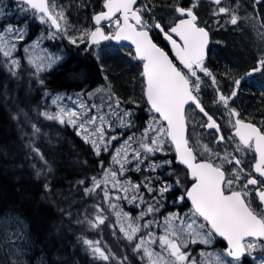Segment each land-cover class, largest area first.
<instances>
[{"label": "snow or ice", "instance_id": "1", "mask_svg": "<svg viewBox=\"0 0 264 264\" xmlns=\"http://www.w3.org/2000/svg\"><path fill=\"white\" fill-rule=\"evenodd\" d=\"M22 3L25 11H30L41 24L49 25V39L62 34L70 44L85 46V53H92L93 46L98 48L102 41H128L131 49L127 55L141 66L139 76L142 99L146 100L150 119L143 135L136 141L143 152L140 149L133 152L132 158L137 164L135 170L140 171L141 164L148 163V154L165 153L167 146L174 153L175 163L167 159L161 164H149L146 170L155 172L167 165L173 169L168 173V178L175 176V182L161 183L164 179L161 176L155 177V181L146 179L138 184L120 179L125 174V164L128 163L129 141L133 140V137H129L121 149H117L111 161V165H119V169L102 168L103 178H92L91 187L84 189V194L89 195L103 184L105 203L113 199L112 191L123 192V198L128 199L129 203L140 200L137 207L144 204L143 195L140 194L141 186L153 197L155 203L148 204L146 211L135 218L128 213H117L120 233L132 247L133 254L146 260L147 264H195L190 260L186 249L190 244L209 245L215 237L223 238L227 246L222 254L209 253L201 264H240L241 257L245 254L251 256L257 247L264 252V119L257 124L232 106L234 98L239 95L243 77L231 80L229 92L225 94L217 75L208 67L206 57L210 34L208 21L205 20L201 26V18L197 12L201 0H189L187 5L185 0H171L161 4L160 7L166 8L172 15V21L168 24L156 15V4L147 0L143 4L139 0H103L101 10L92 16L93 27L72 35L69 34L65 10L58 7L55 0H22ZM210 4L213 7L209 19L214 18L218 28L227 25L240 28L250 18H257L250 17L247 13L240 15L242 0H231L228 5L223 0H210ZM258 4H264V0H255L253 7ZM221 19L224 24L220 23ZM258 19L261 21L260 28L264 29V13L259 14ZM52 29L55 31H51ZM154 31L163 36L170 51L153 41L151 34ZM9 35H14L16 41L23 40V30L8 26L0 32V53L6 58L9 70L15 74L20 63L11 59L16 44L8 39ZM258 35L261 43H264V31H260ZM38 41L39 38L33 43V49L38 46ZM27 51L26 48L25 52ZM92 54L99 59V52ZM59 59L60 57L52 56L38 60L29 57L28 63L35 69V74H39L44 70L45 61L51 67ZM256 73L264 74V50L260 51L255 65L246 75L251 77ZM224 75L226 78L230 77L229 72ZM104 79L107 81V76ZM205 87L213 90L212 103L216 106L215 111L208 109L201 98ZM106 90L109 93L108 107L111 109L114 102L119 109L120 99L111 92L110 84ZM261 98L264 99V93ZM129 103L135 101L130 100ZM78 108L79 110L59 107L56 113L42 112L41 115L47 120L72 126L77 136L86 144L91 143L93 151L99 156L100 145H106L116 137L105 140L104 116L93 115L89 119L87 106L80 103ZM189 109L194 115L201 117L198 122L200 128L212 132L216 149L207 143L201 144L199 138L194 143L190 142L192 138L187 135ZM216 112H222L224 124L218 122ZM130 115L132 113L128 111L123 113V117ZM123 117L120 118L122 126L125 124ZM97 119L101 122L100 127L96 126ZM88 126L94 128L95 132ZM33 129L38 131L35 125ZM226 130L229 133L227 136L224 134ZM222 145H227L223 153L218 150ZM104 150L107 151V148ZM33 151L39 154L38 149L34 148ZM249 153L253 155L254 163L246 171L242 156ZM179 166H183L182 169ZM181 171L183 179L179 174ZM154 182L160 184L158 189L152 186ZM86 183V180L78 181V184ZM108 184H111V190L108 189ZM45 188H48L47 184ZM176 189H180L181 194L173 203L183 202L186 197L191 207L183 217L169 212L164 217L161 234L156 236L148 231L152 227L151 221H139L148 214L158 212L163 207L161 199L166 193ZM119 198L117 195L116 199ZM95 207L96 214L93 218L86 217L84 221L77 223L86 222L92 229L104 224L105 218L100 214V206ZM112 209L115 212L116 206L112 205ZM176 221H179V225ZM156 226L161 227L159 224ZM141 228L145 230L146 236L141 233ZM137 234H140L138 242ZM157 243L160 252L153 248ZM83 244L94 258L106 262L110 260V253L102 249L98 241L83 239ZM201 256L204 257L205 254L201 253ZM111 258L115 259L114 256ZM124 261H128V257H124L120 264H124ZM255 264H264V256L256 260Z\"/></svg>", "mask_w": 264, "mask_h": 264}, {"label": "trees", "instance_id": "2", "mask_svg": "<svg viewBox=\"0 0 264 264\" xmlns=\"http://www.w3.org/2000/svg\"><path fill=\"white\" fill-rule=\"evenodd\" d=\"M68 2L70 12H76L79 0ZM62 47L69 57L42 74H35L24 60L13 74L0 53V264H17L3 238L1 222L5 218L21 223L26 264H120L124 257H128L124 264H145L140 256L133 254L112 220L95 229L86 222L77 223L95 216L88 204L93 200L84 198L86 185L91 187L94 177L100 179L102 168L113 166L109 156H97L71 126L41 115L57 112L49 106L47 92L74 94L84 88L104 87L108 85L104 79L106 74L120 105L126 108L132 104L134 115L141 121L147 108L139 91V70L136 71L134 61L132 69L127 64L132 61L128 50L102 52L98 63L91 54L85 58L80 56L85 46L64 43ZM134 82L138 93L130 99L128 90L133 95ZM130 100L135 103H129ZM33 125L38 131H34ZM144 171L131 169L127 176H140ZM84 180L86 184H78ZM65 192H73L78 198L73 206L70 205L73 200L63 198ZM83 239L98 241L110 253V260L94 258Z\"/></svg>", "mask_w": 264, "mask_h": 264}, {"label": "flooded vegetation", "instance_id": "3", "mask_svg": "<svg viewBox=\"0 0 264 264\" xmlns=\"http://www.w3.org/2000/svg\"><path fill=\"white\" fill-rule=\"evenodd\" d=\"M57 2H60V7L65 10V14L67 16V20L70 22L72 21L73 12H70V6L68 0H56ZM55 3L57 4V2ZM146 0H139L140 4L145 3ZM147 2L155 3L156 8L154 9L156 12V15L164 20L165 24H168L172 21V15L166 8H161V4L169 3L171 0H147ZM189 0H185V4L187 5ZM103 0H79V5L77 8V11H79V14L77 15V18L81 23L79 25L83 27V29L91 28L93 27L92 23V16L95 12H99L101 10ZM223 3L225 5H228L231 3V0H223ZM253 4H255V0H242V6L240 10V15L243 16L246 13L252 17L256 16L257 18L251 19L253 20V25L251 26L248 24L249 28L246 27L245 33H243L244 23L241 24L240 28H233L231 25H227L226 27H220L218 28L216 26L215 19H209L210 12L212 10V5L210 4V0H201L200 7L197 9L198 15L201 18V26H203V22L205 20L208 21V29H209V45L207 49V57H206V63L208 67L217 75V79L220 82L222 90L227 94L229 92V85L231 83V80L234 79H240L243 77L241 89L239 92L238 97L234 98V103L232 104L233 107L237 108L243 116L251 118L259 124L262 119H264V99L261 98L262 93H264V74L256 73L253 76L249 77L246 75V73L255 65L256 59L258 58L260 51L264 50V43H261V40L259 38L258 33L260 31H264V29L260 28L261 21L258 19L259 14L264 13V4H258L255 7H253ZM24 6L22 2H16L12 0H0V16H10L6 17V20L12 21L14 23V26H17L18 28L21 27L24 29L25 32V43H28V41L31 40V30L34 25L37 26L39 30L42 32L49 31V25L47 24H41L37 19H35L32 16V13L30 11H24ZM221 24H224V20H220ZM72 25V23H71ZM105 28H107V24L105 23ZM54 30V29H52ZM51 30V31H52ZM153 41L157 43L158 46L165 48V50L170 51V46H167V42L164 41L162 35H158L155 31L151 34ZM242 36L244 39L252 40L253 38L256 40L253 41L254 44H258L259 48L256 51H251L249 54V58L247 57V60H245V63H242L241 65L238 64L237 61H233L232 58L229 57V44H232L234 40L242 39ZM232 41V42H231ZM231 42V43H230ZM45 44H48L45 42ZM108 44H112L113 46H118V48L121 49H130L129 47H123L119 46L115 43H112L111 41L101 44L98 48H104ZM22 45V46H24ZM95 48V47H93ZM92 48V50H93ZM84 51H82L83 53ZM65 55V58L67 57L66 53L63 52ZM232 57V54H231ZM231 59V60H230ZM222 60L226 61V63L222 62ZM136 66H140L137 61ZM226 64L224 67L223 64ZM237 66L238 68L233 71L232 73V66ZM242 66V67H241ZM141 67V66H140ZM229 72L230 77L226 78L224 73ZM105 76H107L105 74ZM108 78V77H107ZM210 85V80L208 81ZM139 91L142 92L141 88H139ZM214 97V93L211 87H205L204 90L201 92V98L204 101L205 105L208 109L215 111L216 106L213 105L212 100ZM130 112L132 115L131 117V128L132 130L136 128H142L143 125H145L147 122H145L148 118L149 121V113L148 111L143 113V117L141 118V121H139L140 117L138 115H134L133 113V106L130 105ZM222 112H216V117L218 119V122L221 124H224V121L221 119ZM201 117L196 116L192 113L191 109H189L188 112V127H187V135L192 138L190 142H195L197 138H199L201 144H209L211 147L216 149V145L214 143L213 134L211 131H205L204 129L200 128L199 121ZM225 136H227L229 133L226 130ZM227 145H222L218 149L221 153L225 150ZM228 151H231V148H228ZM169 159L173 160L174 162V156L171 158V155ZM242 160L244 162L245 170H248V167L254 163L253 155L249 153L246 156H242ZM182 169V168H181ZM181 178L183 179V171L180 173ZM152 172L142 173L140 176H123L120 177L125 180H131L133 184H138L146 179H152L155 181V177L152 176ZM164 179L161 183L166 182L169 184H174L176 177L173 176L171 179L168 178V174L164 173L162 176ZM155 188H159V183H153L152 185ZM190 186V183L189 185ZM141 192L144 193V204L141 206V208H138L136 205L140 204V201L137 203H129L128 200H122L117 199L118 206L125 211V213L131 214L132 218H135L140 215L142 211H146L148 204L152 203L154 204L155 201L153 200V197L147 192V190L141 186ZM181 194L180 189H176L175 191H169L165 194L164 198L161 199V204L163 207H160V210L153 214H148L143 217V220L141 223L145 221H151L152 222V228H158L156 225L159 224L162 228L164 224V217L168 215L169 212L178 213L181 217L185 216L186 213H188L189 208L191 207L190 201H187L186 197L183 202L173 203L174 200ZM103 195V194H102ZM157 199H160L157 197ZM101 210L102 211H109L106 204L101 201ZM123 206V207H121ZM133 209V210H132ZM135 212V213H134ZM177 225H179V221L175 222ZM159 229V228H158ZM160 233V232H159ZM247 242V241H246ZM256 243H260L259 241H256ZM227 246L226 241L223 240L221 237H215L211 244L209 245H203V244H190L189 247L186 249V251L189 254V258L191 261H194L195 264H201V261L203 259H206L209 253L217 254L223 253L224 248ZM160 251V249L158 248ZM157 250V251H158ZM201 253H204L205 256L202 257ZM264 256V252L261 251V248L257 247L251 256H248L245 254L241 257L240 264H255V261L258 258H261Z\"/></svg>", "mask_w": 264, "mask_h": 264}, {"label": "rangeland", "instance_id": "4", "mask_svg": "<svg viewBox=\"0 0 264 264\" xmlns=\"http://www.w3.org/2000/svg\"><path fill=\"white\" fill-rule=\"evenodd\" d=\"M76 12H78V11H76ZM71 23H72V25H71ZM79 23H81V22L78 21L77 18H74V16H72L71 22H70V20L68 21V29H69L70 35L77 34L78 32L85 30V29H83V27H81L79 25ZM248 24H250L252 26L253 20L249 19L247 22L244 23L243 33H245L246 27L249 28V26H247ZM17 29L23 30V35H24V39H25L24 29L21 27H19ZM52 31H55V30H52ZM48 33H49V31L47 33L41 32L33 40L29 41L28 43H25V45L22 47V56L26 60L27 63H28L29 57H32L33 59H37V60L41 57H49V56L60 57V59L56 60L51 65V67H48L47 62L45 61L44 70L40 73L50 71L54 67L61 64L65 58L63 51H61L59 49L54 51L53 49H51V48L49 49L48 47H46V44H45L46 41L52 40L54 42L56 40L58 41L59 38L61 39V37L59 35H57L53 39H49ZM38 38H39L38 46L35 49H33L32 45L34 42H36L38 40ZM8 39L11 40V42L15 43L16 45L18 42L22 41V40L16 41L14 35H9ZM62 39L68 42L67 39H65L63 37H62ZM254 40H255L254 38L252 40L244 39L242 36V39L234 40L233 42L231 41L232 44H229V52H228L229 57L232 58L234 62L238 60L239 65H241L242 63L247 64L244 61L247 60V57L249 58L250 52L256 51L259 48L258 44L253 43ZM255 42H256V40H255ZM26 48L28 49L27 52H25ZM104 48H106V47H104ZM108 51H112V48H109ZM94 53H96V51ZM231 54H232V57H231ZM15 55H17L16 48L12 52L11 59L17 60V57ZM236 58H240V59H236ZM241 61H242V63H241ZM237 68H238V65L237 66L233 65L232 66V73ZM33 70H35V69L33 68ZM132 87H133L132 88L133 95H131L130 91L128 90V98H130V99H132L134 96H136L135 92L137 93V89H136L137 86H136L135 82H134V85ZM98 89H104V88L98 87V88L92 89L90 91H88V90L80 91L78 93H74L71 95L64 94V93H56V94L47 93L46 97H47L49 106L53 107L56 111H58L59 107L73 108V109L79 110L78 105L80 103H83L84 105L87 106L86 111L88 112V118L89 119L93 115L104 116L105 122L103 124V131H104L105 140H110L111 137H113V136L116 137V139L112 140L110 143H108L106 145L101 144L100 145L101 151H100L99 155L104 154L106 156H109L110 165H111V161L113 159V156L117 152V149H121V146L124 144V141L128 140L129 137H133V140L129 141L130 147L127 149L128 163L125 164V174L123 175V176H126L129 172V170H131V169L135 170L137 167V164L133 160L132 157H133V152L137 149H140V146L136 141L143 135V133L142 132L135 133L132 130V128H131V117L130 116L123 117V113L126 110H128L127 108H124V106L120 105L119 109H117L115 107L114 102H113V106L111 109L108 107L109 93L106 90L107 88H105V91H97ZM111 92L115 94V92L113 91L112 88H111ZM89 93H92V95L90 96ZM77 94H79V95H77ZM115 96L118 97L117 94H115ZM93 105H95V107H92ZM121 117H123V119L125 121V124L123 126L121 124V119H120ZM100 125H101V122L99 119H97L96 126L100 127ZM88 127L91 128V126H88ZM91 131L95 132V129L91 128ZM88 144L91 145V143H88ZM105 147L107 148V151L104 150ZM140 151L143 152L142 149H140ZM165 153H167V154H165ZM165 153L157 152L155 154H148V157H147L148 163L141 164V167H144L146 170L149 168V164H152V163L161 164L164 160H167L168 155L171 154V151L168 149L167 146H165ZM121 154L123 155V151L121 152ZM143 159H144V155L142 154L141 160H143ZM113 167H115L117 170L119 169V165H115ZM168 168H169V166L165 165L164 167L158 169L157 171L152 172L153 173L152 176H162V174H164V173L168 174L170 172V169H168ZM171 171H173V169H171ZM102 178H103V175H102ZM120 179H122V178H120ZM122 180L127 181L125 179H122ZM86 187H88V186L86 185ZM107 187L109 190H111V184H108ZM103 189H104V185L102 184L100 190L103 192ZM111 193H112L111 195L113 196V199L109 203L104 202L103 195L101 196L100 201H103L106 204V206H107V208H108V210L112 216L111 220L116 225L117 229L120 232L117 213H125V212H123L122 209L118 205L115 204L114 200H117L116 199L117 195L120 197L119 199L125 200L123 198L124 193L123 192L116 193L114 191H112ZM63 194H64L63 198L66 197V199H68L69 201L73 200L72 203L70 204L71 206H73L75 204V201L78 199V198H75L73 196L74 195L73 192H71V193L65 192ZM96 194H97V191L92 193V194L85 195L84 197L87 199L88 197H93L94 195L96 196ZM140 194H142L144 197V193L141 192V190H140ZM131 196H132V193L130 192L129 193V199H131ZM126 200H128V199H126ZM138 201H140V200L137 199L133 203H137ZM96 202L91 201V203H88L89 206L92 207V211L94 214H96V207H95V206H97ZM112 205L116 206L115 212L112 209ZM138 208H141V207H138ZM86 213H88V210H86L85 214ZM129 215L131 216V214H129ZM1 223H2L3 230H4L3 238L5 239L6 245L9 249V251L11 252L13 258L16 259L17 264H26L25 253H24L25 241L23 240V228L21 227V223L16 222L13 218H5V219H3V221ZM139 223H141V221H139ZM105 224L106 223L99 225V226L100 227L105 226ZM161 230H162V228L158 229V228H152V227L150 229H148V231L153 232L156 236L161 234ZM141 233H144L146 236V232L143 228H141ZM139 235L140 234H137V239H138L137 242L139 241ZM4 239H3V242H4ZM153 248L156 252H160L158 250V248L160 249L158 243L153 245ZM144 262H145V264H147L146 260H144Z\"/></svg>", "mask_w": 264, "mask_h": 264}, {"label": "bare ground", "instance_id": "5", "mask_svg": "<svg viewBox=\"0 0 264 264\" xmlns=\"http://www.w3.org/2000/svg\"><path fill=\"white\" fill-rule=\"evenodd\" d=\"M79 14V11L78 12H74L73 13V16H74V18H77V15ZM77 20L79 21V19L77 18ZM81 22V21H80ZM75 46V45H74ZM84 51V50H83ZM95 51L94 50H92V53H94ZM85 52H80V56L82 57V58H85L84 56L85 55H93L92 53H86V54H84ZM94 56V55H93ZM99 63V62H98ZM101 69V68H100ZM103 73L105 74V72H104V69H103ZM88 91H90L91 89H87ZM138 93V92H137ZM137 93L135 92V95H137ZM171 170V169H170Z\"/></svg>", "mask_w": 264, "mask_h": 264}, {"label": "water", "instance_id": "6", "mask_svg": "<svg viewBox=\"0 0 264 264\" xmlns=\"http://www.w3.org/2000/svg\"><path fill=\"white\" fill-rule=\"evenodd\" d=\"M113 42H117V41H114V40H112ZM103 42V41H102ZM105 42V41H104ZM117 43H119V44H121V45H128V46H131L130 45V42H128V41H119V42H117ZM146 101V100H145ZM181 167H183V166H181Z\"/></svg>", "mask_w": 264, "mask_h": 264}]
</instances>
